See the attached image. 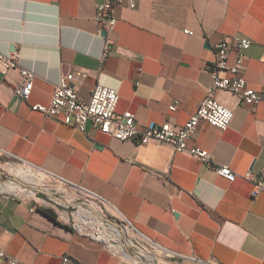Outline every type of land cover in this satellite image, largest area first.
Listing matches in <instances>:
<instances>
[{"label": "crops", "instance_id": "crops-1", "mask_svg": "<svg viewBox=\"0 0 264 264\" xmlns=\"http://www.w3.org/2000/svg\"><path fill=\"white\" fill-rule=\"evenodd\" d=\"M98 1L0 0V51L19 50L21 67L35 73L30 98L20 101L19 69H0V154L96 197L183 264H195L190 256L264 264V191L254 197L250 181H229L169 143L119 140L91 121L81 131L32 108L49 104L61 77L73 72L85 99L97 85L115 88L116 112H134L140 128L183 126L211 87L208 67L228 36L252 40L243 75L249 87L264 90V0H137L134 9L114 0L118 22L106 57ZM216 97L234 110L231 125L221 130L201 121L189 146L208 150L215 165L240 175L264 174V102L250 107L227 90ZM6 193L0 248L9 256L25 264H62L64 255L75 264H137L128 252L77 229L69 205Z\"/></svg>", "mask_w": 264, "mask_h": 264}, {"label": "built area", "instance_id": "built-area-1", "mask_svg": "<svg viewBox=\"0 0 264 264\" xmlns=\"http://www.w3.org/2000/svg\"><path fill=\"white\" fill-rule=\"evenodd\" d=\"M116 6L117 3L114 0H99L97 2L96 21L99 25V32L102 34L104 32L107 33V35H105L106 47L104 57H106L110 51L108 44L112 42V40L108 38V35L114 30L118 22ZM136 6L137 0L127 1V7L134 9ZM185 32L193 34V32L189 30H185ZM251 44L252 40L246 36H228L221 42L217 43L215 46V57L211 65L208 67L213 80L212 85L208 89L206 96L200 102L197 111L183 126H178L168 121L162 124L151 122L147 127L140 128L134 112L130 110L123 113L116 112L120 95L115 88L97 85L93 90L91 97L85 99L79 94L78 89L73 83V80L76 77V73L73 72L61 77L55 87L53 97L49 104L35 103L32 105V108L42 112L47 117L57 118L59 121L71 125L81 131H86L87 123L91 121L93 125L99 128L103 133L112 135L119 140L137 138L141 144H146L152 140L169 143L176 152H184L199 159L205 165L213 168L220 176L229 181H235L240 176L250 181L253 184L252 194L256 197L260 192L264 191L263 173L256 174L252 170H249L240 175L229 166L215 165L212 160V154L208 150L198 146H189L188 144L189 140L196 135L201 121H207L210 124L219 127L221 130H227L231 125L235 112L231 107L223 104L217 99L216 92L218 90H227L238 95L241 101L250 107H254L258 103L264 102V90H256L249 87L243 75L247 59L245 50H247ZM232 52L235 53L233 62L230 61V55ZM19 59V50H14L9 53H2L0 51V69L4 72L10 69H19L21 80L15 86L14 93L20 101H26L30 98L34 87L35 73L31 69L21 67ZM80 75L83 76L84 73L82 72ZM176 106V102L172 104L173 108H176ZM9 162L26 163L21 160H9ZM6 192L7 191H0V195H9V193ZM86 195L104 205V203L96 197H93L90 194ZM36 208L37 207L34 209ZM122 221L128 229H132L129 222L123 219ZM74 225L79 229L75 220ZM93 235L102 239L100 237L101 233L97 229ZM138 238L140 237L138 236ZM140 239L146 244H149L152 248L161 250L162 254L168 257L171 261L170 264H183L181 261L170 256L168 252L157 247L150 241L142 238ZM106 242L110 247L117 251L122 253L123 249L126 251L122 239L120 241L111 239ZM132 242L133 241L130 240L127 241L130 246L134 247ZM142 249L148 250L150 254L154 256L152 250L147 246H136L131 253L128 251L126 252L135 258L134 260L137 264H153V259H148L142 254ZM190 259L195 264H221L215 258L202 260L196 256H190ZM0 264L25 263L9 256L3 248H0ZM62 264L75 263L68 255H64L62 257Z\"/></svg>", "mask_w": 264, "mask_h": 264}, {"label": "rangeland", "instance_id": "rangeland-1", "mask_svg": "<svg viewBox=\"0 0 264 264\" xmlns=\"http://www.w3.org/2000/svg\"><path fill=\"white\" fill-rule=\"evenodd\" d=\"M7 166H12L16 170H20L26 166V163H12L9 162V159L4 158L0 154V186H5L4 191L12 192L17 195L25 196V197H32V198H43L44 200L50 201L49 198L41 193L38 189L48 190L53 192L54 194L60 196L65 200V204L69 205L71 208H73V217L74 220L77 223V226L81 231L94 234L96 229L99 231V227L101 224H108V223H116L123 231V236L121 237L122 243L124 244V248L128 252H132L133 249L136 248V246H147L149 249L152 250L154 253V258L152 260L153 264H157L158 261H163L167 263H171L168 257L164 256L162 254V251L159 249H154L149 244H146L143 242L136 233L131 228H127L124 224L122 219L111 209L107 208L106 206L100 204L99 202L95 201L94 199L90 198L86 194L78 191L74 187L68 185L67 183L45 173L41 169L35 168V167H29L34 172V180L37 182L36 184H23L21 182H18L17 179H15V176L12 175L8 169ZM23 180L26 181L25 178ZM16 186V191H11L8 188H11V186ZM35 185V186H33ZM44 195V196H41ZM93 206L100 214L103 215L104 219H97L95 214H93L90 211L92 210ZM87 216L88 221H85L82 216L81 212ZM99 220V221H98ZM127 228V229H126ZM117 232L114 231H108L106 232V237H103L105 241H109L111 239H117ZM133 241L132 244L134 247L130 246L127 241ZM116 243V242H113Z\"/></svg>", "mask_w": 264, "mask_h": 264}, {"label": "bare ground", "instance_id": "bare-ground-1", "mask_svg": "<svg viewBox=\"0 0 264 264\" xmlns=\"http://www.w3.org/2000/svg\"><path fill=\"white\" fill-rule=\"evenodd\" d=\"M7 169H8V171L12 174V175H14L15 176V179H17L18 180V182H21V183H23V184H36L37 182L33 179L34 178V172H33V170L32 169H30L29 167H24V168H22V169H20V170H16L14 167H12V166H7ZM23 178H25L26 179V181L25 180H23ZM33 186H35V185H33ZM11 190V191H16V186H11V188H8V190ZM0 190H6L5 189V186H0ZM92 207V210L93 211H95L96 212V214L98 215H96L95 213H93L92 211H90V212H92L93 214H95V216H96V218L97 219H99V220H101V219H103V215L102 214H100L99 212H97V210L93 207V206H91ZM81 216H82V218L85 220V221H88V218H87V216L83 213V211L81 212ZM101 219H100V218ZM98 220V221H99ZM112 224H114V225H117L116 223H111V224H101V226L99 227L100 229H99V231H100V233H101V236L100 237H106V232H107V230L108 231H114V232H117L116 234H117V241H120L121 240V231L117 228V227H115L114 225H112ZM118 226V225H117ZM124 250V249H123ZM125 251V250H124ZM142 254H144L148 259H153V255H151L150 254V252L148 251V250H146V249H142ZM158 264H168V263H165V262H163V261H158Z\"/></svg>", "mask_w": 264, "mask_h": 264}, {"label": "water", "instance_id": "water-1", "mask_svg": "<svg viewBox=\"0 0 264 264\" xmlns=\"http://www.w3.org/2000/svg\"><path fill=\"white\" fill-rule=\"evenodd\" d=\"M103 35H107V33L106 32H104L103 33ZM41 193H43L44 195H46L49 199H52V200H54V201H56V202H58V203H63V204H65V200H63V198L62 197H60V196H58V195H56V194H54L53 192H51V191H48V190H43V189H38ZM103 219H104V217H103Z\"/></svg>", "mask_w": 264, "mask_h": 264}, {"label": "trees", "instance_id": "trees-1", "mask_svg": "<svg viewBox=\"0 0 264 264\" xmlns=\"http://www.w3.org/2000/svg\"><path fill=\"white\" fill-rule=\"evenodd\" d=\"M41 196H44V195H41ZM43 212H45L50 217L56 219V214L51 209L43 208Z\"/></svg>", "mask_w": 264, "mask_h": 264}]
</instances>
